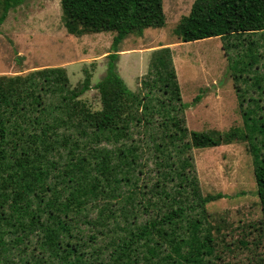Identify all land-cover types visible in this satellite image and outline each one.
<instances>
[{
  "label": "rangeland",
  "instance_id": "rangeland-1",
  "mask_svg": "<svg viewBox=\"0 0 264 264\" xmlns=\"http://www.w3.org/2000/svg\"><path fill=\"white\" fill-rule=\"evenodd\" d=\"M194 2L163 0L166 25L147 29L142 36L130 35L119 46L116 71L131 91L145 98L149 107L141 106L146 110L145 118L118 125L119 136L111 138L114 144L102 143L111 150L131 149L136 159L131 167L137 172L135 180L119 190L121 195H131V200L126 202L122 198L117 203L116 198H111L112 203H117L114 210L118 208L113 214L121 216V226L125 227L128 223L121 210L123 207L138 213V225L183 207L185 212L173 227L177 234L195 232L204 240L210 226H214L213 235L219 242L218 257L206 256V250L202 249V264H213V261L214 264H264V236L259 229L263 213L257 195L254 154L256 147L259 152L256 154L264 159V132L256 131L251 141L243 139L214 148L197 149L191 144L194 131L242 130L241 137L246 138V126L255 124L251 118L260 121L262 117L264 121V39L257 35L181 42L175 29L180 20L189 15ZM114 36L115 33L110 32L81 37L70 35L62 22L61 0H26L10 11L0 29V76H26L60 67L66 69L72 90L78 89L90 76L92 88L81 99L90 109L98 111L103 107V100L96 85L107 74ZM251 42L256 46H250ZM164 49H170L181 101L174 98L171 91L166 93L163 86L155 87L157 77L149 74L152 56ZM42 98L50 107L52 120L41 116L37 107L30 111V117H39L46 129H59L61 136L70 138L72 134L78 135L80 140L91 139L89 132L81 131L87 126L89 115L74 114L82 108V101L76 100L82 102L80 106L71 103V109L60 110L58 106L68 103L62 101V96L48 91ZM247 111H251L248 118ZM65 112L74 116L64 115L62 120H57L62 123L50 124ZM84 120L87 123L82 122ZM173 121H180L182 128L173 127ZM49 125L52 127H46ZM257 125L262 127L263 124L258 122ZM61 154L65 163L66 151L61 150ZM48 158L44 156L41 161L48 163ZM115 162L119 163V159ZM48 183L54 182L48 179ZM218 193L224 198L209 203L202 200L200 204L201 198ZM108 198L90 199L83 212H88L89 216L73 222L74 238L81 237L76 241L81 250L94 248L109 253L105 247L108 237L101 234L108 226L100 227L96 223L100 207ZM90 220L92 223L88 222ZM111 223L114 225L115 219L112 218ZM114 232L124 234L121 228ZM22 241L16 247L12 245L13 253L6 257L14 260V264H24L40 252L39 237ZM168 241L155 256L142 248L133 264H198L195 260H186L189 245L176 252ZM22 252L25 254L19 258Z\"/></svg>",
  "mask_w": 264,
  "mask_h": 264
},
{
  "label": "trees",
  "instance_id": "trees-1",
  "mask_svg": "<svg viewBox=\"0 0 264 264\" xmlns=\"http://www.w3.org/2000/svg\"><path fill=\"white\" fill-rule=\"evenodd\" d=\"M25 1L0 0V29L10 11ZM61 8L62 22L70 35L81 37L115 33L107 74L96 85L103 107L94 111L81 99L92 88L90 76L76 90L69 88L68 73L60 67L35 71L26 76H0V264H14V260L6 258L13 253L12 245L16 247L22 244L24 238L34 236L40 238V252L24 264H133L142 248H147V252L155 256L168 240L176 252L185 245L191 247L189 257H186L188 261L195 260L202 264V249L206 250V256L217 258L219 242L213 235V225L204 240L195 232H175L173 227L185 212L183 207L157 215L143 225H138V213L123 207L121 210H124L128 223L125 227L121 226V216L113 214L117 212L118 208L114 210V207L119 200H131V195H121L119 190L135 180L137 172L131 167L136 164V159L131 149L111 150L103 147L102 143L109 141L108 144H114L111 138L119 136L118 125L145 118L143 112L146 110L141 106L149 107L145 98L131 91L116 71L119 46L130 35L142 36L147 29H159L166 25L163 0H61ZM175 32L185 43L210 38H253L257 35L262 40L264 0H195L189 15L180 20ZM254 43L251 42L250 46H256L252 45ZM172 64L170 49L154 53L149 74L157 77L155 87L158 84L163 86L166 93L171 91L170 94L179 100L181 92ZM48 91L62 96L63 102H68L66 106L63 103L58 106L60 110L63 107L71 109V103L80 106L83 102L82 108L74 114L84 112L86 116L89 115L88 123L82 121L87 126L82 127L81 131L85 134L89 132L90 140H80L78 135L75 137L72 134L70 138L61 136L59 129H46L39 117H30V111L37 107L41 116L52 120L48 110L50 107L45 105L42 98ZM250 112L245 113L246 118L250 117ZM64 115L74 116L69 112L63 113L50 124L62 123H57V120H62ZM262 119L255 121L251 118L255 124L246 126V138L241 137L242 130L228 133L194 131L191 133V144L194 148L204 149L243 139L251 141L256 131L264 132ZM258 122L263 124L262 127L257 125ZM180 124V121H173V127L181 129ZM61 150L66 151L65 163L61 160ZM256 153L259 152L255 147L257 195L263 213L259 229L264 236V159ZM44 156L49 157L48 163L41 161ZM118 159L119 163H116ZM48 179L54 183L49 184ZM193 187L195 191V181ZM100 196L109 197L100 207L96 219L100 227L108 226L107 231L101 233L108 237L105 246L108 254L106 250L94 248L81 250L76 243L81 238L79 231L78 239H75L76 231L72 227L73 222L80 220L79 217L89 216L88 212L83 214L88 208L87 202L90 199L99 200ZM111 198H116L117 203H112ZM221 198H224L221 193L208 195L201 198L200 204L202 200L209 203ZM112 218L115 219L114 225ZM88 222L92 223L91 220ZM116 228H121L124 234L114 232ZM24 254L19 253V258Z\"/></svg>",
  "mask_w": 264,
  "mask_h": 264
}]
</instances>
